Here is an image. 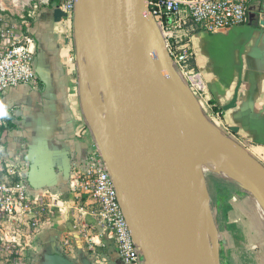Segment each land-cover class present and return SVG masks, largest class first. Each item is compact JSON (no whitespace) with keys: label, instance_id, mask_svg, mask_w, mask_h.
Returning <instances> with one entry per match:
<instances>
[{"label":"crops","instance_id":"crops-1","mask_svg":"<svg viewBox=\"0 0 264 264\" xmlns=\"http://www.w3.org/2000/svg\"><path fill=\"white\" fill-rule=\"evenodd\" d=\"M61 1L45 0L47 5L35 6L29 19L23 17L36 83L0 95V160L24 158L29 172L34 165L28 183L32 198L41 203L37 225L35 214L0 216V264H126L80 188L81 159L92 144L100 150L102 125L90 110L101 114L106 107L94 92L84 93L73 17L55 12L64 13ZM191 47L201 111L238 144L264 153V0L251 2L245 25L197 31ZM11 114L13 128L7 121ZM242 188L248 194L230 198L218 224L221 259L223 264H264V208L251 190Z\"/></svg>","mask_w":264,"mask_h":264},{"label":"water","instance_id":"water-1","mask_svg":"<svg viewBox=\"0 0 264 264\" xmlns=\"http://www.w3.org/2000/svg\"><path fill=\"white\" fill-rule=\"evenodd\" d=\"M76 1L78 8L80 0ZM106 4L110 40L97 25L93 0H84L96 44L110 52V71L101 77L106 84L103 90L108 98L106 108L119 111V144L104 128L103 140L98 139V145L144 264H177L176 254L186 228L187 167L180 169V107L173 92L171 79L175 77L171 75L180 78V74L173 68L164 38L158 40L152 29L153 18L148 12L147 0H107ZM55 12L58 17L65 15L59 9ZM77 42L81 46L78 39ZM96 57L104 62L99 68L104 67L105 60ZM196 104L204 126L222 147L238 151L243 159L251 157L210 127L199 111L197 99ZM234 168L242 172L239 166ZM33 169L34 165L28 174L29 181ZM230 177L251 190L237 177ZM213 250L214 262L220 264L219 240H214Z\"/></svg>","mask_w":264,"mask_h":264},{"label":"built area","instance_id":"built-area-1","mask_svg":"<svg viewBox=\"0 0 264 264\" xmlns=\"http://www.w3.org/2000/svg\"><path fill=\"white\" fill-rule=\"evenodd\" d=\"M253 1L257 0H147L148 12L162 30L167 54L179 71L188 76L196 97L201 82L192 66L193 33H215L245 25ZM58 7L68 17H73L76 0H62ZM24 24L23 18L15 19L0 13V95L10 87L36 83L34 54ZM78 171L80 188L89 195L92 212L109 230L120 259L126 264H144L111 172L96 145L92 144L81 159ZM28 174L26 159L19 157L11 163L0 160V216L35 214L33 225H37L41 218L38 215L41 203L32 198ZM76 201L83 202L79 192Z\"/></svg>","mask_w":264,"mask_h":264},{"label":"bare ground","instance_id":"bare-ground-1","mask_svg":"<svg viewBox=\"0 0 264 264\" xmlns=\"http://www.w3.org/2000/svg\"><path fill=\"white\" fill-rule=\"evenodd\" d=\"M106 3L107 0H93L97 25L104 29L109 38L110 31L108 27V10ZM77 10L75 22L76 34L80 45L83 46L87 52V59L90 63L88 68L90 76L94 80L100 81L101 79L102 81L101 77H105L107 72L109 73L110 71V52L98 46L95 38V41H92L93 34L84 10V0L79 1ZM151 23L152 29L156 37H158L161 35L162 30L155 21L151 20ZM96 56H100L105 60L106 65L104 67L99 68V66L92 65L94 57ZM171 80L176 103L180 107V169L182 171L185 166L187 167L185 174L186 228L184 230L182 243L178 250L179 255L176 254V262L177 264H196V262L200 264H216L214 262L215 253L210 248L207 238V231H210L213 235L215 226L208 207V194L202 180L203 168L209 167L213 169L214 172H218V174L223 173L237 177L251 189L263 208L264 169L258 165L253 158L248 157L243 159L242 156L238 155V151L222 147L220 142L212 137L204 126L196 109V105L189 97V94L186 93L182 85L175 78ZM94 93L96 97L99 98L96 92ZM90 111L93 115L94 122L98 125H102L100 140H103L104 137L103 129L107 128L114 137L116 144H119V111L117 108H106L104 113L101 114H98L97 111L92 108ZM205 152L209 153L211 156L213 155V158L215 154H218L216 155L218 158L206 161L205 158L203 159V154ZM210 155L208 156L210 157ZM232 161H235L237 166L242 168V172L236 171L231 164Z\"/></svg>","mask_w":264,"mask_h":264},{"label":"rangeland","instance_id":"rangeland-1","mask_svg":"<svg viewBox=\"0 0 264 264\" xmlns=\"http://www.w3.org/2000/svg\"><path fill=\"white\" fill-rule=\"evenodd\" d=\"M44 5H47V2H45V0H0V13H2L3 15L10 16V17L15 18V19H21V17L29 19V13H30V11L34 10L35 6L40 8V7H43ZM77 9L78 8H77V1H76V7H75V10L73 13V20H72L74 33L76 31L75 22H76V16H77V11H78ZM162 37H163V33L161 32V35H159L158 38L161 39ZM92 41H95L94 36H92ZM79 47H80V55L78 56V70H80V72L82 73V81L81 82L83 84L82 88L84 89V93L96 92L97 96H99L100 101L106 107L108 104V98L105 97L104 91H103L104 89H106L105 88L106 84L103 80L101 81V79H100V81H97V80H94L90 76V72L88 70L90 63L88 62V59H87V55H86L87 52L83 46H79ZM92 65L93 66H102L103 60L99 57H94V61H93ZM173 68L175 69V71L180 73L181 79L179 77H176L173 75H171V76L176 78V80L182 85V87L184 88L186 93L189 94V97L192 99V101L195 103V105H197L196 99H198V98L194 95V93L191 89L192 86H191V82H190L188 76L179 72V70L176 67L173 66ZM97 87L99 90L97 89ZM107 90L110 92L112 90V88L109 86L107 88ZM84 109H85V112L87 113V116L89 115L88 121H89L90 125H92L93 122H92L91 116L87 110L86 100H84ZM199 109H200V107H199ZM199 111H201V110H199ZM201 114L204 115V117L206 118L207 123L210 127L215 128L219 132H221L230 142H232L239 150H241L243 152V154L253 157L254 160L258 161L262 166H264V162L261 159V157L264 156L263 151H257L256 150L255 152H257V153H254L253 151H249V149H247L243 145L238 144L230 134H227L226 132H223L222 130L218 129L216 124H214L213 120L211 119V117H208L203 112ZM207 154L210 155L209 153H206V152L203 154V159L205 158L206 161H210V159L218 158V157H216V155H218V154H215L214 158H213V155L212 156L210 155V157H209ZM231 164L233 167H237V164L235 161H232ZM202 180H203V184H204V187L206 189V192L208 194V200H209L208 201V207L210 209L215 228L217 229L218 224H220V221H221L220 218H222V216L219 212V206L223 205V202H224V201L221 202L220 195H221L222 191H224V189L228 186L227 185L228 182H226V181H233V180L230 178L229 175H226L223 173L218 174V172H214V170L210 169L209 167L203 168ZM218 221H219V223H218ZM207 232H208V236H209V237L207 236V238H209L208 244H209L210 248L213 250L214 240H219L218 234L216 233V236L212 237L211 232L210 231H207ZM213 252L215 253L214 250H213ZM177 254H178V252H177ZM221 257L222 256L220 254V264H223ZM196 264H200V263L196 262Z\"/></svg>","mask_w":264,"mask_h":264},{"label":"trees","instance_id":"trees-1","mask_svg":"<svg viewBox=\"0 0 264 264\" xmlns=\"http://www.w3.org/2000/svg\"><path fill=\"white\" fill-rule=\"evenodd\" d=\"M192 66L194 67V61H192ZM15 117L14 115H8L7 116V121H8V126L13 128L15 127L14 124H12L11 120H13ZM228 182V186L224 189V191H222L221 195H220V200L221 202H223V205L219 206V212L221 214V216H223L226 213V210L228 208V201L230 198H232L233 196H244L246 194H248L240 185H238L237 183L233 182V181H226Z\"/></svg>","mask_w":264,"mask_h":264}]
</instances>
